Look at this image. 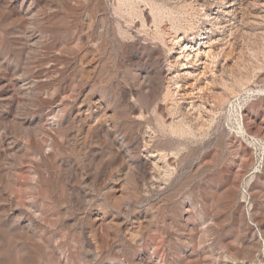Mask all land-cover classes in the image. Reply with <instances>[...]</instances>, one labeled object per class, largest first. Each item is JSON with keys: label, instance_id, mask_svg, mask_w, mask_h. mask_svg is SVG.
<instances>
[{"label": "rangeland", "instance_id": "374dc122", "mask_svg": "<svg viewBox=\"0 0 264 264\" xmlns=\"http://www.w3.org/2000/svg\"><path fill=\"white\" fill-rule=\"evenodd\" d=\"M208 255L264 264V0H0V264Z\"/></svg>", "mask_w": 264, "mask_h": 264}, {"label": "bare ground", "instance_id": "6f19581e", "mask_svg": "<svg viewBox=\"0 0 264 264\" xmlns=\"http://www.w3.org/2000/svg\"><path fill=\"white\" fill-rule=\"evenodd\" d=\"M232 11V12H231ZM224 13H225V15H226V13L227 14H232L233 15V10H230V11H224ZM231 15V16H232ZM224 17V16H223ZM223 17H221L220 15H213L212 17H211V19H213L215 22H223L224 20H226V19H223ZM190 43H186L185 44V46H184V52H185V50H187V49H190V48H193L194 49V46L192 45H189ZM197 50H198V53H199V48H196ZM194 51V50H193ZM203 51V50H202ZM198 53H197V55L196 56H198ZM185 54V53H184ZM200 55V54H199ZM185 56L187 57V58H190V56H191V52H189V53H186L185 54ZM184 64V63H183ZM188 72V71H187ZM65 102V101H64ZM65 104H67V103H65ZM65 106H67V105H62V106H58L57 108H51L50 110H49V112L46 114L49 118L48 119H51V121H48L47 123H46V125L45 124H43V125H41L38 129H37V131H35V136L37 137V135H39V134H41V133H46V135H48L49 136V138H50V140H53L54 141V139L55 138H57V137H55V135H57V134H55V135H53V132L55 131V129H56V127L58 126V121L61 119V116L63 115V112L65 111ZM58 132V131H57ZM35 138V137H34ZM56 140V139H55ZM46 144H48L49 145V147L53 144L52 142H50V143H47L46 142ZM47 145V146H48ZM187 206V205H186ZM192 209H193V207H192V205L190 204L189 205V207H187V209H186V211L187 212H192ZM189 214V213H188ZM207 254V253H206ZM141 255V254H140ZM207 257V256H206ZM207 262H206V264H213V258H212V256L211 255H208V257H207ZM204 264V263H203Z\"/></svg>", "mask_w": 264, "mask_h": 264}]
</instances>
